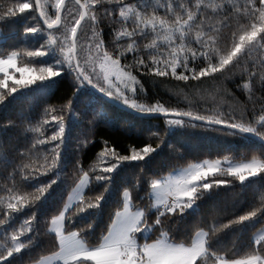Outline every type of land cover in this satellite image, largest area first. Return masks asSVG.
<instances>
[{"label":"snow or ice","instance_id":"snow-or-ice-1","mask_svg":"<svg viewBox=\"0 0 264 264\" xmlns=\"http://www.w3.org/2000/svg\"><path fill=\"white\" fill-rule=\"evenodd\" d=\"M16 21L0 113L27 104L0 124V264H264V0H0Z\"/></svg>","mask_w":264,"mask_h":264},{"label":"trees","instance_id":"trees-1","mask_svg":"<svg viewBox=\"0 0 264 264\" xmlns=\"http://www.w3.org/2000/svg\"><path fill=\"white\" fill-rule=\"evenodd\" d=\"M23 23L21 21H16L15 23H8V24H0V29H3L5 33H7L11 29H16L17 31H22ZM147 89L149 92L152 91V85L151 83L146 84ZM229 88H232L233 86L231 84L228 85ZM70 89H66L65 86H61L59 90L56 92V95L53 96L50 100L47 101V103H60L61 101L58 99L62 94L65 96V99L67 98V95L70 94ZM157 92L161 96H163L165 99L169 98V94L167 89H165L163 86H158L156 89ZM238 96H240V93H237ZM241 99H243V96H240ZM174 102V101H173ZM27 104V101L23 103H17L10 105L9 108L5 113H0V124L6 123L9 119H15L16 114L20 111L22 107H25ZM39 107L43 106V102H38ZM183 106V105H181ZM150 123H159L161 127L159 129H151L152 131H160L161 134H163V121H151ZM14 130L9 129V134L12 133ZM148 131H144L143 138L142 139H136L135 136L129 137L126 136L122 132H113V133H106V131L103 129V126H101V129L97 131V138L104 136L105 138H109L116 141L117 147L126 146L128 144H136V146H142L144 143L150 142L147 140ZM152 143H155V141H151ZM170 143H173L176 145L178 149L182 148L184 145H188L192 148L197 147H204L202 142L197 141L195 138H189L185 134L177 133L173 135L170 138ZM99 146H94L87 150V153L84 156V163L87 164L91 157L94 155V153L98 150ZM167 151V150H166ZM243 151V149H241ZM167 169H165L166 171ZM204 214H210V209L204 210Z\"/></svg>","mask_w":264,"mask_h":264}]
</instances>
